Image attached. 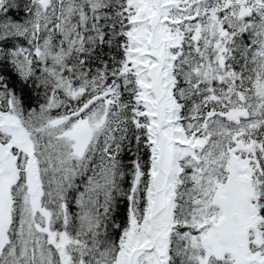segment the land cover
<instances>
[{
  "label": "snow or ice",
  "instance_id": "1",
  "mask_svg": "<svg viewBox=\"0 0 264 264\" xmlns=\"http://www.w3.org/2000/svg\"><path fill=\"white\" fill-rule=\"evenodd\" d=\"M0 264H264V0H0Z\"/></svg>",
  "mask_w": 264,
  "mask_h": 264
},
{
  "label": "trees",
  "instance_id": "2",
  "mask_svg": "<svg viewBox=\"0 0 264 264\" xmlns=\"http://www.w3.org/2000/svg\"><path fill=\"white\" fill-rule=\"evenodd\" d=\"M16 88H17L18 93L19 92L23 93L26 104H35L36 100H35V94L34 93H32L27 88H23V86L20 85L19 83H16Z\"/></svg>",
  "mask_w": 264,
  "mask_h": 264
}]
</instances>
